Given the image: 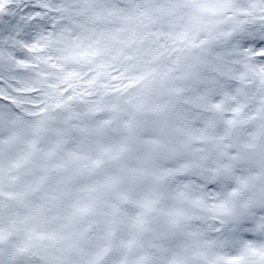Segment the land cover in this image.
I'll use <instances>...</instances> for the list:
<instances>
[{"label": "snow or ice", "instance_id": "6c2138e0", "mask_svg": "<svg viewBox=\"0 0 264 264\" xmlns=\"http://www.w3.org/2000/svg\"><path fill=\"white\" fill-rule=\"evenodd\" d=\"M0 264H264V0H0Z\"/></svg>", "mask_w": 264, "mask_h": 264}]
</instances>
